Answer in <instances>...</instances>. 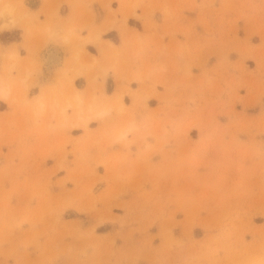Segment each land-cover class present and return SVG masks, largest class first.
<instances>
[{
	"label": "rangeland",
	"instance_id": "obj_1",
	"mask_svg": "<svg viewBox=\"0 0 264 264\" xmlns=\"http://www.w3.org/2000/svg\"><path fill=\"white\" fill-rule=\"evenodd\" d=\"M99 1L84 90L0 52V264H264V0Z\"/></svg>",
	"mask_w": 264,
	"mask_h": 264
},
{
	"label": "crops",
	"instance_id": "obj_2",
	"mask_svg": "<svg viewBox=\"0 0 264 264\" xmlns=\"http://www.w3.org/2000/svg\"><path fill=\"white\" fill-rule=\"evenodd\" d=\"M113 2L111 9L116 10L118 5ZM101 5L99 0H23L25 17L10 25L4 21L8 25L0 29V52L16 51L23 63L35 62L41 70L30 98L40 93V87L59 86L62 74L72 76L73 85L84 90L92 70V66L87 65L92 62L90 55L96 56L100 65L111 64L116 58L115 51L110 52L111 45L118 47L121 59L125 57L126 49L121 48L123 43L118 32L102 29L112 13ZM119 60L114 62L118 64ZM77 71L80 74H76ZM114 73L113 69L107 72L105 92L108 77L113 87L115 85ZM0 103L3 102L0 100ZM69 132L75 137L82 134L81 129Z\"/></svg>",
	"mask_w": 264,
	"mask_h": 264
},
{
	"label": "bare ground",
	"instance_id": "obj_3",
	"mask_svg": "<svg viewBox=\"0 0 264 264\" xmlns=\"http://www.w3.org/2000/svg\"><path fill=\"white\" fill-rule=\"evenodd\" d=\"M4 5L7 6V4H4ZM1 6H3V5H1ZM7 7H9V5H8ZM5 8H6V7H4L3 9H5ZM3 9H2V10H3ZM8 9H9V8H7V11L10 12L11 9H9V10H8ZM0 95H1V96H4V95H5L4 89L1 88V87H0ZM75 119H76L77 122H79V121L84 122V120L82 119V117L80 116V114H79L78 112H77V114L75 115ZM129 127H130V126H129Z\"/></svg>",
	"mask_w": 264,
	"mask_h": 264
}]
</instances>
